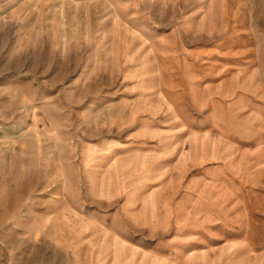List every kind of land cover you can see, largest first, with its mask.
<instances>
[{"label": "rangeland", "instance_id": "1", "mask_svg": "<svg viewBox=\"0 0 264 264\" xmlns=\"http://www.w3.org/2000/svg\"><path fill=\"white\" fill-rule=\"evenodd\" d=\"M0 264H264V0H0Z\"/></svg>", "mask_w": 264, "mask_h": 264}]
</instances>
